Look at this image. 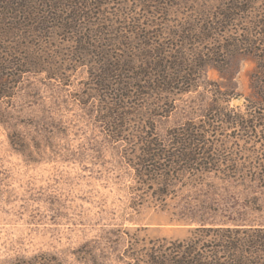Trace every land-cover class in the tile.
Here are the masks:
<instances>
[{"label":"rangeland","instance_id":"obj_1","mask_svg":"<svg viewBox=\"0 0 264 264\" xmlns=\"http://www.w3.org/2000/svg\"><path fill=\"white\" fill-rule=\"evenodd\" d=\"M31 23L0 31V264H146L185 242L263 260L264 0H31ZM149 42L201 65L129 97ZM190 128L197 159L178 160ZM145 138L165 149L149 175Z\"/></svg>","mask_w":264,"mask_h":264},{"label":"trees","instance_id":"obj_2","mask_svg":"<svg viewBox=\"0 0 264 264\" xmlns=\"http://www.w3.org/2000/svg\"><path fill=\"white\" fill-rule=\"evenodd\" d=\"M55 25L54 22H51L44 27V30L53 32ZM37 29L40 30V27L36 28V25L31 23V0H0V31L13 34L22 32L33 36L38 32ZM139 49L140 53L132 49L127 56V64L132 65V74L128 79L123 80L122 84L128 91L127 96L132 93L130 89L137 91L141 87L146 88L144 94L142 93L143 100L154 94L172 91L177 87L174 86L177 81L179 82L184 75L187 77L191 73H196L201 65L199 63L200 65L193 66L192 60H184L181 63L187 65H180L179 56L164 51L161 45H155L151 42ZM121 117H123L122 114ZM123 118H126L125 122H128L129 125H131V121L137 122L132 116L131 118L125 116ZM185 135L189 136L188 140H181L179 143L185 145L186 150L181 149L176 154H178V160L180 158L181 160L192 161L197 159L196 156L199 153L197 150L201 139L191 138L192 136L196 137L191 128L187 129ZM143 144L146 145L144 150H147L144 155L149 158L140 159L143 163L139 165L144 167L143 173L149 175L158 169L157 164L161 160L160 155L165 149L155 139L145 138ZM146 162L149 163L148 167L153 168L149 170L145 165ZM200 167L203 168V165L201 164ZM243 244L245 242H219L215 245L208 244L203 249L196 242L174 243L152 251L146 264H264V259L253 261ZM259 249L264 252L263 248L260 247Z\"/></svg>","mask_w":264,"mask_h":264}]
</instances>
